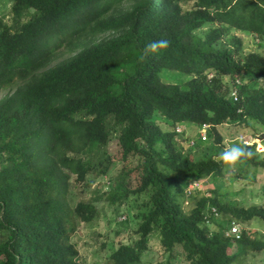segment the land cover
Segmentation results:
<instances>
[{
	"label": "trees",
	"instance_id": "1",
	"mask_svg": "<svg viewBox=\"0 0 264 264\" xmlns=\"http://www.w3.org/2000/svg\"><path fill=\"white\" fill-rule=\"evenodd\" d=\"M10 8L11 23L0 19V264H82L72 236L98 209L72 203L70 176L107 175L114 160L122 167L104 200L132 211L136 237L104 264H140L154 233L163 253L154 264L178 255L236 264L264 249V233L245 228L254 218L264 226L262 204L193 188L201 194L181 210L188 185L231 172L217 127H264V54H245L242 39L229 37L240 31L264 45V0H12ZM157 40L168 47L141 59ZM61 46L68 56L57 60ZM165 69L188 78L166 83ZM187 123L207 125L206 139L185 137L183 148ZM114 136L116 153L93 160ZM243 146L252 154L234 169L264 168V151ZM231 220L245 226L238 236L225 234Z\"/></svg>",
	"mask_w": 264,
	"mask_h": 264
},
{
	"label": "rangeland",
	"instance_id": "2",
	"mask_svg": "<svg viewBox=\"0 0 264 264\" xmlns=\"http://www.w3.org/2000/svg\"><path fill=\"white\" fill-rule=\"evenodd\" d=\"M11 1L0 0V19L7 23H11L12 20L10 12ZM123 4L125 2H122ZM211 27H213L212 24H206L197 30V34L203 36ZM231 36H237L242 39L243 53L258 52L264 54V45L257 41L256 36L235 30H231L229 37ZM57 52L59 55L57 60L68 56L64 46H61ZM160 78L166 83H182L188 76L182 72L165 69L160 74ZM5 93L6 90L1 92L0 97ZM249 124L250 126L246 128L236 127L232 124L218 126L217 129L223 136V150H226L233 143L250 144L254 142L257 150L264 151V127L252 120H249ZM185 126L184 135L182 137L178 135L177 137L181 140L183 148L186 146L185 137L193 138L200 130L192 123H187ZM115 136L104 148L92 153L93 160L97 161L103 155L109 154L111 156L116 153ZM246 137H249L251 141ZM193 149H196V147ZM121 167L122 163L114 160L113 166L107 175L88 174L83 182L75 180L74 175L70 176V198L72 203L90 201L98 209V217L91 223L78 222L76 231L72 236V241L78 250V258L82 264H104L106 256L115 246L121 242H129L136 237L133 233L136 223L132 216V211L127 206L110 205L104 200L105 193L110 189L109 182L117 177ZM193 188H196V191H201V193L214 190L221 202L226 201L243 207L258 204L264 206V196L262 194L264 168H251L247 171L231 169V172L225 177L213 182L203 181V183L188 185L185 190L186 200L183 203L185 210H188L194 204V200L201 194L194 193ZM239 223L241 228L245 227L242 221H239ZM262 224L259 219L254 218L245 228L255 229L264 233ZM149 242L151 249L149 248L143 253L140 264H154L157 260L163 258V253L158 245V235L152 234ZM235 248L236 246L233 245V251H235ZM172 264L187 263L178 255L172 260ZM236 264H264V249L261 252L248 251Z\"/></svg>",
	"mask_w": 264,
	"mask_h": 264
},
{
	"label": "clouds",
	"instance_id": "3",
	"mask_svg": "<svg viewBox=\"0 0 264 264\" xmlns=\"http://www.w3.org/2000/svg\"><path fill=\"white\" fill-rule=\"evenodd\" d=\"M167 47H168L167 40H157V41H152L150 43H147L144 45L141 59H144L148 56L158 55L161 51L165 50ZM250 144H252V142ZM250 144H247V145H250ZM251 154L252 153L247 151L242 143H233L226 150L222 151L219 154V160L221 161L223 165H226L229 169H234L236 165H238L239 163H242L243 160L251 156ZM181 210L184 211V208L182 207ZM230 222H235V221L231 220L228 222L226 226L227 230H228V225ZM235 223L238 225V228H239L240 227L239 224L237 222ZM227 230L225 231V234ZM238 235H234V236H238Z\"/></svg>",
	"mask_w": 264,
	"mask_h": 264
},
{
	"label": "built area",
	"instance_id": "4",
	"mask_svg": "<svg viewBox=\"0 0 264 264\" xmlns=\"http://www.w3.org/2000/svg\"><path fill=\"white\" fill-rule=\"evenodd\" d=\"M231 94H232L233 98L235 99L236 98L235 91H233ZM206 128H207V125H202L200 130L198 131V135L202 140L206 139V131H205ZM180 130H181L180 128H176V131H180ZM188 143L192 144L193 142L189 141ZM193 184H196V183H193ZM238 234H239L238 225L235 222H230L228 225V230L226 232V235L234 236V235H238Z\"/></svg>",
	"mask_w": 264,
	"mask_h": 264
}]
</instances>
